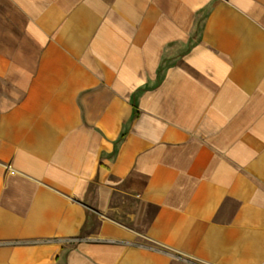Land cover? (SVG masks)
I'll use <instances>...</instances> for the list:
<instances>
[{
    "label": "crops",
    "instance_id": "obj_1",
    "mask_svg": "<svg viewBox=\"0 0 264 264\" xmlns=\"http://www.w3.org/2000/svg\"><path fill=\"white\" fill-rule=\"evenodd\" d=\"M0 264H264V0H0Z\"/></svg>",
    "mask_w": 264,
    "mask_h": 264
},
{
    "label": "trees",
    "instance_id": "obj_2",
    "mask_svg": "<svg viewBox=\"0 0 264 264\" xmlns=\"http://www.w3.org/2000/svg\"><path fill=\"white\" fill-rule=\"evenodd\" d=\"M134 98H133V96H132V105H134ZM89 221H88V217L86 216V219H85V222H84V228H85V226H87V223H88Z\"/></svg>",
    "mask_w": 264,
    "mask_h": 264
},
{
    "label": "rangeland",
    "instance_id": "obj_3",
    "mask_svg": "<svg viewBox=\"0 0 264 264\" xmlns=\"http://www.w3.org/2000/svg\"><path fill=\"white\" fill-rule=\"evenodd\" d=\"M160 74V73H159Z\"/></svg>",
    "mask_w": 264,
    "mask_h": 264
}]
</instances>
